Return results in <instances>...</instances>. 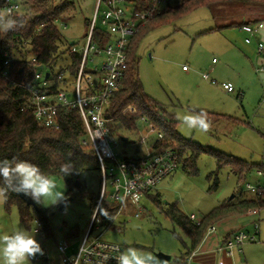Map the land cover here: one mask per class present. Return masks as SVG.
I'll return each instance as SVG.
<instances>
[{"label":"rangeland","instance_id":"1","mask_svg":"<svg viewBox=\"0 0 264 264\" xmlns=\"http://www.w3.org/2000/svg\"><path fill=\"white\" fill-rule=\"evenodd\" d=\"M71 1L74 3L63 12L66 28L60 29L62 37L57 41L58 52L62 53L53 72L58 70L59 65L68 61L65 52L68 44L74 41L76 48L83 46L88 30L87 22L94 9V0ZM165 2L166 0H161L160 8ZM169 2L174 3L175 0ZM246 12L247 7L243 5H222L212 10L199 8L173 22L147 31L137 47V67L144 92L162 106L166 114L176 118L177 114H194L193 109L204 108L236 118V121L222 119L211 123L206 132L188 130L178 121L176 131L182 137L249 163H259L264 161V139L260 134V131L264 130V73L255 72L256 62L253 60L251 63L249 58L252 56L244 51L246 36L238 27L209 31L210 28L230 21L249 19ZM252 16L256 18L255 13ZM96 26L99 27L100 23L97 22ZM257 26L264 35V19L257 23ZM262 41L264 45V39ZM102 56L101 54L94 57L95 64L101 63ZM213 57L218 61L214 64L217 67L216 74H211L210 77L215 84L204 81L200 75L209 70ZM92 65L93 63H88V66ZM182 66L188 68V71L184 72ZM45 71L44 67L41 72ZM224 80L231 82L234 92L225 93L221 90L220 82ZM237 92L242 96L238 97ZM148 130L147 123L138 122L137 130L123 132L122 136L114 137L113 150L121 156L130 157L144 153L146 146L156 139V133L152 132L147 135L145 143L141 141ZM120 137L126 138L127 141H122ZM196 169L195 173H190L180 164L174 173L165 177L154 190L140 199L141 210L138 216L134 215L135 210L132 207H124L116 215L113 227L104 232L103 240L120 244L123 250L131 246L150 251L157 256L163 254L169 256V259H161L158 256L164 264H178L177 261L185 252L186 245H189V239L179 226L172 224L165 215L164 209L168 204L175 203L189 218L193 214L196 219H201L212 208L222 203L236 202L240 197L253 195L246 191L244 183L238 182L228 167L216 171L215 159L209 154L200 155L196 160ZM50 178L56 183L57 190L64 192L65 197H68L64 180L56 175ZM79 179L84 185V196L75 195L64 209H59L57 204L47 207L40 205L49 212L53 237L46 239L35 233L34 221H31L30 227L27 228L20 221L17 207L12 205L6 209L4 203L0 204V235L23 229L34 235L41 247L42 238L55 246L56 235L62 237L56 238L57 243L77 241L78 235H81L88 224L100 191L98 171L85 169ZM215 180H218V186L211 189ZM246 181L264 187V175L257 176L254 171L247 176ZM106 189L107 192L110 191V186ZM157 194L160 204L153 200ZM105 200L110 204L107 197ZM256 215L257 213L235 215L226 219L224 222L227 223L224 224L231 225L236 220L238 227H244L251 232L257 223L260 231L262 221L260 217L256 218ZM218 225L223 226L217 223L215 227ZM241 249L243 253H232L233 264H264V246L260 247L259 243H246ZM197 254L194 255L193 262Z\"/></svg>","mask_w":264,"mask_h":264},{"label":"trees","instance_id":"2","mask_svg":"<svg viewBox=\"0 0 264 264\" xmlns=\"http://www.w3.org/2000/svg\"><path fill=\"white\" fill-rule=\"evenodd\" d=\"M130 1L133 2L134 9L139 11L148 10L153 0ZM73 3L71 0H26L20 10L14 13L15 16L26 20L25 27L6 34L0 33V70L7 68L9 73L8 78L0 74V160L28 161L37 165L49 177L53 175L61 177L67 185V196L71 198L75 195H85L84 185L79 179L83 170L93 169L99 174V164L94 151L81 144L84 134L78 112L75 108H59L57 112L59 128L45 127L36 120L31 109L23 107L28 92L20 83L23 85L30 83L40 66L45 67L50 73L53 72L56 61L62 53L58 52L57 44L62 35L55 20L63 21L65 18L63 12ZM222 5L247 7L248 17L246 14L245 16L249 19L230 21L210 28L209 31L239 27L244 23H255L264 19V0H175L174 3L166 0L163 7L159 6L154 17L131 37L125 74L120 87L111 97L106 115L111 119L108 128L112 137L137 130V122L140 118H144L153 125L157 133L162 135L161 138L156 137L154 146L174 149L179 165L181 164L187 172L195 173L196 160L202 154H209L215 159L216 171L228 167L237 177L238 182L245 183L252 171H260L264 174V163H249L182 137L176 131L178 120L174 115L166 114V110L144 92L138 75L137 47L147 31L173 22L196 9L212 10ZM253 13L256 14V18H252ZM108 38L109 34L104 28L95 26L92 34L94 43L102 46ZM68 49L66 48L65 52H68ZM67 56L68 61L59 65L58 72L72 76L76 73L80 54L68 52ZM9 58L11 59L8 61ZM50 79L55 90L59 80L56 75H52ZM193 111L197 113L200 110L193 109ZM204 111L207 112L211 123L220 119H232L227 115ZM260 134L264 138V133ZM69 160L74 164V170L71 175L63 176L60 165ZM217 186L218 180H215L211 189H216ZM97 200L98 197L93 209ZM153 200L160 204L158 194ZM12 205L17 207L20 221L27 228L30 227L31 221H36L39 224L37 233L46 238L52 237L53 229L48 210L38 204H36L37 210L28 206L17 193H9L7 201L4 202L6 209ZM263 207L264 191L249 198H239L236 202L222 203L212 208L197 224L184 215L175 203L168 204L164 209L165 215L172 224L179 226L189 239V245H186L185 252L177 261L178 264H183L185 258L199 247L209 226L215 225L225 217ZM117 209V204L114 202L108 204L103 198L97 208L96 216L106 219L114 216Z\"/></svg>","mask_w":264,"mask_h":264},{"label":"built area","instance_id":"3","mask_svg":"<svg viewBox=\"0 0 264 264\" xmlns=\"http://www.w3.org/2000/svg\"><path fill=\"white\" fill-rule=\"evenodd\" d=\"M25 1L0 0V10L11 8L14 14L20 10ZM160 3L161 0H153L148 10L136 11L130 0H94V9L88 21V30L83 46L76 48L74 41L68 45L69 53L78 52L80 54L75 75L71 76L65 72H58V70L53 73L48 70L41 72L44 68L41 66L35 72L30 83L26 85L20 83L28 92L23 107L31 109L36 120L45 127L59 128L57 116L59 108H75L77 110L84 134L81 144L94 151L99 164L100 191L93 216L75 254L66 255L65 245H58L63 264H117L115 257L124 248L120 244L103 240L104 232L113 227L116 215L124 207L131 206L135 210L134 215L138 216L141 210L140 199L146 193L154 190L160 181L174 173L179 166L176 151L172 148L155 147V140L146 146L144 153H138L131 157L121 156L112 148L114 137L109 135L108 128L111 119L106 115L111 104V97L120 87L125 74L130 39L143 24L154 17ZM55 21L59 30L66 28L63 21ZM97 22L109 34V38L102 46L92 40ZM240 29L247 34L246 43L250 42V37L259 33V27L255 23H244L240 25ZM263 49V42H258L257 50L260 52ZM101 54L103 59L97 65L94 62V57ZM89 62L93 65L88 66ZM183 68L188 69L185 66ZM46 73H48L47 77H45ZM0 74L5 78L9 77L7 68L0 70ZM52 75H56L59 80V85L55 90L52 88L53 82L50 79ZM201 75L204 79L215 84L207 71ZM221 86L227 92L234 91L230 82H222ZM140 120L149 126L148 132L141 138L143 143L147 141V135L152 132L156 133L157 138H161L162 135L155 131L152 124L144 118H140ZM257 173L262 174L260 171ZM108 185L110 191L107 192ZM244 185L245 189L253 195L261 194L264 191V187L249 182H245ZM105 197L117 204L118 209L114 216L103 219L96 216V211L101 200ZM190 219L197 224L201 221L196 219L193 214L190 215ZM36 223L35 232L39 225L38 222ZM258 229V224L255 223L252 232L237 230L228 238L223 239L214 251L231 256L233 252L240 251L244 244L258 242ZM214 230L215 225L209 226L205 236ZM194 252L185 258L183 264H193ZM42 257V255H37L31 260H39ZM105 257L110 258L105 260ZM217 264L229 263L218 261Z\"/></svg>","mask_w":264,"mask_h":264},{"label":"clouds","instance_id":"4","mask_svg":"<svg viewBox=\"0 0 264 264\" xmlns=\"http://www.w3.org/2000/svg\"><path fill=\"white\" fill-rule=\"evenodd\" d=\"M26 25V20L13 14L11 8L0 10V33L18 30ZM176 119L188 130L206 132L211 127L206 111L201 109L194 114H177ZM74 164L71 160L61 163L63 176L71 175ZM9 193L23 194L38 205H56L67 199L64 192L57 190L53 179L45 175L40 168L24 160H0V204L8 199ZM43 249L34 235L23 229L11 234L0 235V264H30L37 255H43ZM110 257H105V260ZM117 264H164L150 251L127 247L115 257Z\"/></svg>","mask_w":264,"mask_h":264},{"label":"crops","instance_id":"5","mask_svg":"<svg viewBox=\"0 0 264 264\" xmlns=\"http://www.w3.org/2000/svg\"><path fill=\"white\" fill-rule=\"evenodd\" d=\"M260 22H262V20H260L258 22H255V24L260 23ZM238 29L241 32H243L245 34V36L247 37V34L240 29V26L238 27ZM245 38H244V43L246 44V47L244 48V51L247 52L250 56H252L251 58H249L250 61H251V63H252L253 60H254V62H256V66L254 67L255 72H257V73H264V66H263V63H264V56H263L264 49L262 51H260V52L257 50V44L260 41L263 42L262 40L264 39V35H262V33L260 32V29H259V33L258 34L250 37L251 40H250L249 43H246L245 42ZM213 59H215V58L213 57L211 59V65H210L209 70L207 71L209 73V76L210 77H211V74H214L215 75L216 74V71H217V67H215L214 64H216L218 61L215 59L216 61L213 62L212 61ZM257 64H259V66H257ZM182 69H183L184 72H187L188 71V69H184L183 66H182ZM201 77H202V75H201ZM202 79L204 81H208L209 82V80L204 79L203 77H202ZM222 82H230V81L224 80V81H221L220 84ZM220 88L225 93H232V92H234V91H232V92L225 91L222 88L221 85H220ZM237 96L238 97H241L242 94L239 93V92H237ZM263 98H262V101H264ZM195 109H199V110L203 109V110H207L209 112H214V111H210L209 109H204V108H195ZM214 113H216V112H214ZM217 114H222V113H217ZM223 115H227V114H224L223 113ZM231 118L232 119H229V120L236 121V118H234L232 116H231ZM220 120H222V119H220ZM140 121L141 120H139L138 122H140ZM260 133H264V130H261ZM122 141H127V139L126 140H122ZM262 162L264 163V161H262ZM254 173L257 176L264 175V174H258L257 171H254ZM240 193H243V192H240ZM252 196L253 195H250V196H248L246 198H249V197H252ZM233 197H235V196L233 195ZM240 198H242V197H240ZM108 202H111V201L108 200ZM129 207H131V206H129ZM93 212H94V209L92 210V214H91V217H90V219L88 221V224H87L86 228L81 233V235H78L77 241H74V242H72V241H70V242L69 241H66V242L65 241H62V242H65V243H62V244H61V241H59V243H57L56 238L60 239L62 237H60V236H58V235L55 234L56 235V238H55V246H53V244H50L49 242H46L47 241L46 240L47 238L46 239L42 238L43 239L42 249H43V252H44V254L42 255L43 257L41 259H39V260H30V262L31 263H36V264H63V262H62V255H61V253L58 250V245H64L65 244V253H66V255L72 256L73 254H75L76 251H77V249H78V246H79V244H80V242H81V240H82V238H83V236H84V234H85V232H86V230L88 228L89 222H90V220H91V218L93 216ZM247 213H249V214H255V213H257L256 218H259V217L261 218L262 227H261V229H260V231L258 233V235H259V241L258 242H253V243H259L260 244V247H263L264 246V207L261 208V209H258V210L249 211V212H245V213H241V214H236V215L237 216H242L243 214H247ZM232 216H235V215H232ZM232 216L225 217V218H223V219H221V220H219V221H217L215 223V225L217 223H221L223 226L218 225V227H220L219 228L220 231H219V229H217L218 227L217 228L215 227V230L212 233L206 235L203 238L201 244L196 249L197 251L195 250V252L193 254V257H194V255L198 253L197 254V258L195 257L196 259L194 260V262H193V257H192V263L193 264H217L218 261H224L226 263L233 264V262H234L233 255L234 254L238 255L240 253H243V250L241 249L240 251L233 252V255H231V256H225L223 254H220V253L214 251L215 247L219 243H221L223 241V239H225L227 237V235L231 234L232 232L237 231V230H245V231H248V230L244 229L243 226H242L243 228L238 227V225L235 223L236 220L234 222H232L231 225L224 224V223H227V222H224V221H226V219H228V218H230ZM198 220H201V219H198ZM34 223H35V228H36V226H37L36 225L37 224L36 221H34ZM228 223H230V222H228ZM35 228H34V232H35ZM248 232H250V231H248ZM35 233H37V232H35ZM53 236H54V233L52 234V237ZM102 239H103V236H102ZM214 262H216V263H214ZM82 264H86V263H82Z\"/></svg>","mask_w":264,"mask_h":264},{"label":"water","instance_id":"6","mask_svg":"<svg viewBox=\"0 0 264 264\" xmlns=\"http://www.w3.org/2000/svg\"><path fill=\"white\" fill-rule=\"evenodd\" d=\"M41 67V66H40ZM48 76V73H46L45 74V77H47ZM122 140H126V138H124V137H120ZM24 201H25V203L28 205V206H32L34 209H36L37 210V205L35 204V202L32 200V199H30L29 197H27V196H24L23 194H18ZM70 200H71V197H67V199L66 200H64V201H61V202H59L58 204H57V207L59 208V209H64L65 208V206L70 202ZM161 259H169V256H166V255H163V254H159L158 255Z\"/></svg>","mask_w":264,"mask_h":264}]
</instances>
